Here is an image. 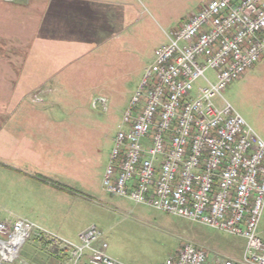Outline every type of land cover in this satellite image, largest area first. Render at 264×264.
Listing matches in <instances>:
<instances>
[{
    "label": "built area",
    "instance_id": "1",
    "mask_svg": "<svg viewBox=\"0 0 264 264\" xmlns=\"http://www.w3.org/2000/svg\"><path fill=\"white\" fill-rule=\"evenodd\" d=\"M264 54V0H207L170 30L122 114L102 184L112 194L239 234V259L208 260L184 242L164 264H264L256 234L264 206V139L221 91ZM211 70L212 77L205 76ZM198 79L204 84L196 85ZM218 99V103L215 100ZM93 108L106 107L95 96ZM33 229L71 249L76 264H124L93 242L94 225L72 243L27 218L0 220V257L13 260Z\"/></svg>",
    "mask_w": 264,
    "mask_h": 264
},
{
    "label": "crops",
    "instance_id": "2",
    "mask_svg": "<svg viewBox=\"0 0 264 264\" xmlns=\"http://www.w3.org/2000/svg\"><path fill=\"white\" fill-rule=\"evenodd\" d=\"M131 2L0 0V220L27 218L66 240L61 228L79 227L74 184L86 179L65 171L71 113L99 51L128 44Z\"/></svg>",
    "mask_w": 264,
    "mask_h": 264
},
{
    "label": "rangeland",
    "instance_id": "3",
    "mask_svg": "<svg viewBox=\"0 0 264 264\" xmlns=\"http://www.w3.org/2000/svg\"><path fill=\"white\" fill-rule=\"evenodd\" d=\"M130 1V18L126 23L130 36L125 40L128 44L121 50L99 51L100 66L95 68L89 83H80L86 90V85L89 86L87 96L80 99V110L71 113L74 127L69 131L65 152L72 164L65 171L86 179L74 184L83 192L74 217H79V227L94 225L99 231L92 245L101 248L105 242L106 253L124 264H164L168 255L174 254L184 242L202 247L211 263L219 258L239 259L246 246L243 236L136 203L103 188V171L118 123L145 68L153 60L154 49L166 43L168 32L180 26L207 0ZM205 76L211 78L212 71L206 70ZM204 83L198 79L196 85ZM97 95L106 99L105 109L91 106ZM221 95L264 139V54L241 77L228 83ZM5 213L0 205V218ZM79 227L74 224L62 227L61 234L67 241L78 244ZM256 234L264 242V206ZM88 251H83L85 255L76 264L86 263ZM71 252L61 242L33 229L17 256L11 261L0 257V264H74Z\"/></svg>",
    "mask_w": 264,
    "mask_h": 264
}]
</instances>
